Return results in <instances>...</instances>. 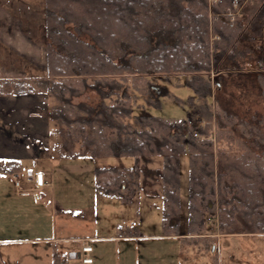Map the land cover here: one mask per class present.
I'll return each mask as SVG.
<instances>
[{"label": "trees", "instance_id": "trees-1", "mask_svg": "<svg viewBox=\"0 0 264 264\" xmlns=\"http://www.w3.org/2000/svg\"><path fill=\"white\" fill-rule=\"evenodd\" d=\"M232 1L214 6L223 15L212 25L217 38L211 41L209 0H43L48 73L0 80V96H49L60 158H134L132 166L95 168L101 196L129 203L140 190L141 159L162 156L165 235L181 228V156L188 153L189 238L213 252V264L217 238L204 234L215 207L222 234L264 232V152L246 142H264V120H243L212 91L210 72L218 74L217 90L230 74L243 73L264 92V73L246 71L259 59L254 38L264 27V0L249 1L235 22L228 15ZM173 75L185 77L194 93L187 99L193 117L135 114V106L161 103L156 78ZM92 90L96 105L74 102ZM24 170L20 160L0 161L1 173ZM54 264H69L68 255L55 251Z\"/></svg>", "mask_w": 264, "mask_h": 264}, {"label": "crops", "instance_id": "crops-1", "mask_svg": "<svg viewBox=\"0 0 264 264\" xmlns=\"http://www.w3.org/2000/svg\"><path fill=\"white\" fill-rule=\"evenodd\" d=\"M10 20L9 17H0V25L4 22L9 24ZM14 20L20 22L19 26H15L19 34L18 43L24 44V38H27L22 30L24 23L19 19ZM33 37L30 36V39L33 40ZM33 42L37 45L36 40ZM4 45L0 46V80L25 78L22 74L26 70L21 71L20 65L3 63L4 59L11 57L10 49ZM50 107L51 100L42 92L0 96V161L15 159L25 166L23 174L19 176L0 172L2 264H12L8 260L10 255L6 251L3 253L2 249L11 245L26 246L25 256L35 254L36 251L31 250L33 248L39 249L38 254L48 259L52 253L51 264H54L55 251L68 255L69 264L78 263L81 255H84V245L93 248L89 253L93 259L90 264L214 263L213 252H204L202 241L189 238L193 237L190 229L180 228L176 235H165L161 225V229L143 232L136 226L134 216H130L125 209H119L118 204L123 208L131 205L133 200L124 203L117 198L99 195L95 188L94 170L102 166L88 161L93 158H60L53 145ZM85 170L91 174L88 182L83 177ZM40 172L44 174L46 183L42 188H38L35 181V175ZM24 179L29 180V184ZM79 184L83 189L76 188ZM85 184H88L86 189ZM133 226L137 229H128ZM211 230L217 231H207ZM213 234L206 233L204 236L211 237ZM218 235L219 264L220 238H243V241L246 240L245 249L258 250L263 242L258 246L256 240L263 237L264 232L235 229L232 233ZM76 244H79L78 248ZM205 254L209 259H202L206 257ZM262 257V253L252 259L244 255L242 260L245 264H264ZM18 262L20 264L19 260L13 264ZM29 264L33 263L30 261Z\"/></svg>", "mask_w": 264, "mask_h": 264}, {"label": "rangeland", "instance_id": "rangeland-1", "mask_svg": "<svg viewBox=\"0 0 264 264\" xmlns=\"http://www.w3.org/2000/svg\"><path fill=\"white\" fill-rule=\"evenodd\" d=\"M43 7V0H0V17H9L11 19L9 24L4 22L5 24L1 23L0 25V46L5 47L4 44H6V46H8L6 48L10 49L9 55L11 56L8 60L4 59L3 63L6 62L10 64L9 66L20 65L21 71L26 70L25 73L22 74L25 78H32L39 74L42 76L45 72L48 73V36L46 19L42 14ZM14 19L22 20L24 23V25L22 24V30L23 34L27 37L26 39L24 38V44L18 43L19 34L15 26H19L20 22ZM32 35L36 36L35 39L32 38L33 40L30 39ZM34 40H36L37 45L33 42ZM211 41H213L212 31ZM210 74L213 81V95H216V97L219 98V102L221 104L223 102L224 106H226L230 112L237 114L246 121L258 122L262 119L264 120V92L262 95L260 92L261 90L251 81L254 78L253 76L243 73H237L235 75L230 74L226 80V85L222 89L217 90L215 89L214 80L218 79V74L214 72H210ZM13 76L15 75L13 74ZM156 83L163 94L159 97L161 103L159 105L144 104L142 106H135V114L178 118L193 117L192 112H194L195 108L187 102V99L189 96L194 95V93L186 84L185 77L180 76L178 78L177 75H173L167 80L165 76H157ZM166 93L169 95H164ZM174 97L183 99V102L177 101ZM98 100L99 95L94 90L74 98L75 103L87 102L92 105H96ZM214 121L213 124H215ZM246 142L252 146L254 151L258 153L264 152V142H256L253 140H246ZM88 161L91 163L93 161L98 166L105 167H127L134 164L133 157L121 156L97 157ZM162 166V156L143 157L141 159V174L139 179L140 190L138 194L134 197L131 205H126L121 208L120 204H118L120 210L125 209V212H128L130 216L136 218V226L144 230L143 232H152L150 229H161L163 207ZM189 169V155L188 153H184L181 156V207L179 216L180 226L183 230L189 229ZM90 175L91 174L85 170L83 173L85 181L88 182ZM24 181L27 184L30 182L27 179H24ZM76 188L81 189L82 186L80 185ZM84 188H88V184H85ZM217 206L219 205L217 204ZM112 211L114 210L112 209ZM213 214L214 217H211L210 220L208 219L210 221L208 231H210V229H216L217 231L211 230V232H208L206 230L205 233L210 234L213 232V236L216 237V235L219 236L218 234H222L219 230L220 208L215 207ZM239 227H241V225ZM245 241L246 240L243 241V238H220L218 242L219 262L221 264H245L242 260L244 255L252 259L253 257L259 256V253L264 254V236L256 240L258 246L263 242L261 247H259L260 250L245 249ZM30 246H27V248ZM76 247L78 248L79 244H76ZM2 249L4 250L3 253L6 251L10 255H8V260L10 259L12 264L17 260L20 261V264H29L30 261L33 264L52 263V253L48 259V257L46 258V256L43 257V255L38 254L40 252L39 249H31L32 251H36V253L33 255L27 254V256H25L26 254L24 252L26 246L11 245ZM204 257L205 258H202L203 260L209 259L208 254H205ZM262 259L264 260L263 257ZM72 260L73 262H78L77 259Z\"/></svg>", "mask_w": 264, "mask_h": 264}, {"label": "built area", "instance_id": "built-area-1", "mask_svg": "<svg viewBox=\"0 0 264 264\" xmlns=\"http://www.w3.org/2000/svg\"><path fill=\"white\" fill-rule=\"evenodd\" d=\"M251 0H233L228 15L231 17V21L235 22L237 18H240L243 14L245 6ZM221 0H209V10H210V21H211V31L212 25L218 20L223 13H218L213 10L216 4H219ZM217 38V36L212 33V40ZM256 42L257 52L259 59L246 70L248 72L255 73H264V27L261 30V33L254 38ZM35 181L38 188H42L46 185L44 174L42 172L35 175ZM17 186H20V183H17ZM93 248L89 245L83 246V253L78 263L71 264H90L93 262V259L89 256V253L92 252Z\"/></svg>", "mask_w": 264, "mask_h": 264}]
</instances>
